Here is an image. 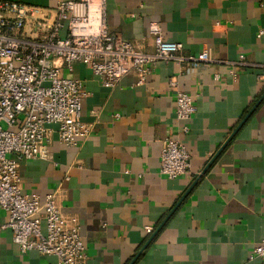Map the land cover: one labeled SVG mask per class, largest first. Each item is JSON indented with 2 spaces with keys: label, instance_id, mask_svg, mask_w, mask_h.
I'll list each match as a JSON object with an SVG mask.
<instances>
[{
  "label": "crops",
  "instance_id": "crops-1",
  "mask_svg": "<svg viewBox=\"0 0 264 264\" xmlns=\"http://www.w3.org/2000/svg\"><path fill=\"white\" fill-rule=\"evenodd\" d=\"M2 1L49 10L62 0ZM106 12L109 32L144 53L155 51L156 22L184 55L207 51L210 61L158 62L144 85L131 74L113 88L84 64L64 67L84 84L91 134L68 147L48 126L41 157L20 164L23 192L56 193L81 228L85 264H264L251 258L264 239V0H107ZM178 91L197 108L187 133L176 119ZM170 136L192 160L190 174L175 179L160 174ZM6 221L0 211V264H57L20 252Z\"/></svg>",
  "mask_w": 264,
  "mask_h": 264
},
{
  "label": "built area",
  "instance_id": "built-area-1",
  "mask_svg": "<svg viewBox=\"0 0 264 264\" xmlns=\"http://www.w3.org/2000/svg\"><path fill=\"white\" fill-rule=\"evenodd\" d=\"M106 2L62 0L49 10L0 2V211L7 214L1 228L12 232L20 252L55 256L57 264L86 263L81 228L62 213L56 193L43 200L26 195L19 168L22 162L41 157L48 126L57 127L60 141L68 147H78L91 134L82 121L84 84L65 76L63 68L71 72L74 64H84L104 87L113 88L131 74L137 78L136 86L144 85L158 62L199 68L210 61L207 51L184 55L183 44L167 41L156 22L149 27L155 51L144 53L134 43L109 32ZM196 111L194 97L178 91L175 114L184 125L183 132H188L187 122ZM191 167L186 146L179 138L168 137L161 153L160 174L175 179L190 174ZM152 230L146 227L147 233ZM251 258L264 261V239Z\"/></svg>",
  "mask_w": 264,
  "mask_h": 264
}]
</instances>
